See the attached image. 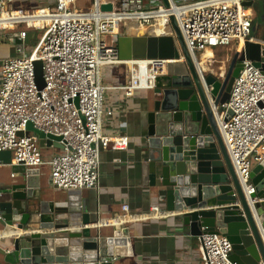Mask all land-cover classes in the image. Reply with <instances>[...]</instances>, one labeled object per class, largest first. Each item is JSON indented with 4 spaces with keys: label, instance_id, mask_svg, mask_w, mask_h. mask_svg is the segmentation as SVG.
Listing matches in <instances>:
<instances>
[{
    "label": "built area",
    "instance_id": "1",
    "mask_svg": "<svg viewBox=\"0 0 264 264\" xmlns=\"http://www.w3.org/2000/svg\"><path fill=\"white\" fill-rule=\"evenodd\" d=\"M17 1L0 0V30L18 35L11 39L17 55L1 67L0 153L11 152V168L40 171L47 167L49 185L55 190L99 191L102 152L125 150L129 143L128 136L104 133L105 116L116 112L105 104L109 87L104 69L128 67V82L118 88L130 98L137 90H154L156 78L166 76L169 64L178 62L121 60L120 30L135 24L165 35L163 29H170L174 18L204 80L209 70H204L201 54L253 40L257 14L254 5L246 3L258 0H167L168 5L163 0H92L87 9L79 8L80 0H55L33 11L14 8ZM108 4L112 10L103 11ZM30 33L34 38L26 45ZM36 61L43 64L42 89L36 81ZM139 61L147 63L145 68ZM209 99L240 185L254 207L256 188L251 176L264 161V72L246 59L229 101L216 106ZM35 130L44 135L45 147ZM48 135L61 137L60 147L55 141L48 145ZM15 175L11 173L12 178ZM122 211L126 216L129 205L124 204ZM103 225L99 220L93 227ZM198 241L202 264H237L231 260L233 246L222 234L202 233Z\"/></svg>",
    "mask_w": 264,
    "mask_h": 264
},
{
    "label": "water",
    "instance_id": "2",
    "mask_svg": "<svg viewBox=\"0 0 264 264\" xmlns=\"http://www.w3.org/2000/svg\"><path fill=\"white\" fill-rule=\"evenodd\" d=\"M102 10L111 11L112 5H104ZM167 29L165 35L124 33L118 41L123 61H178L169 64L166 76L155 80L154 100L142 135L144 184L156 189L167 212L181 213L182 224L192 236L222 234L233 246V262L264 264V161L252 172L256 203L251 207L209 99L216 106L229 101L246 59L264 72V39L254 40L253 29V40L236 52L226 71L219 75L205 72L203 80L174 18ZM33 38L30 33L25 44ZM17 43L22 47L20 40ZM35 73L39 88H44L41 61L35 62ZM28 129L33 128L29 125ZM35 133L45 147L44 135ZM47 138L48 145L55 141L60 147L57 142L61 137ZM11 158L10 151L1 152L0 164L10 165ZM11 170L24 179L0 190V225L7 232H43L11 237L9 248L0 247V264H117L133 254L125 225H115L110 236L100 231L93 234L89 200L80 191H64V198L48 196L41 190L38 170L24 166H12ZM77 227L81 229L52 232Z\"/></svg>",
    "mask_w": 264,
    "mask_h": 264
},
{
    "label": "crops",
    "instance_id": "3",
    "mask_svg": "<svg viewBox=\"0 0 264 264\" xmlns=\"http://www.w3.org/2000/svg\"><path fill=\"white\" fill-rule=\"evenodd\" d=\"M54 1L46 0L45 2L48 5H53L51 3ZM259 8L260 14L263 15L264 6L260 4ZM256 14L257 18L254 22L259 18L257 11ZM128 29L133 28L129 27ZM135 30L144 34L156 32L154 28L140 26H137ZM141 33H137V35ZM11 35V32L0 30V84L2 81L1 67L6 56L3 53V47L11 45L12 49L16 46L11 40ZM263 39L254 37V40ZM242 46L241 42L240 46L234 44L229 47L213 48L201 54L205 70H209L208 73L214 75L224 73L236 52L242 51ZM104 76L105 83L109 87L105 93V104L116 110L113 115L105 116L104 133L128 136L129 143L125 150L110 148L102 152L99 191H80L81 195L89 200L94 223L99 220L104 223L100 228L92 227L93 234L100 231L102 235L110 236L114 226L120 224L129 228L133 254L123 258L117 264H202L198 250V237L192 236L183 226L181 213L167 212L165 203L161 202L157 196L156 189L146 186L143 181L142 146L144 138L142 135L147 113L152 108L154 90H137L132 97L127 98L124 90L118 88L128 82L129 69L126 65L108 67ZM11 169L9 165L0 164V189L2 190L8 189L12 184L21 183L24 179L22 176L12 178ZM38 176L41 190L46 195L56 198L66 197L64 191L50 187L47 167L38 171ZM124 204H128L130 207L126 216L122 211ZM154 207H158L159 212L152 214L151 210ZM84 228L86 227L84 226ZM80 229L81 227L67 228L52 232L61 233ZM39 231L7 232L0 225V247L9 248L11 237L21 234H37L40 233Z\"/></svg>",
    "mask_w": 264,
    "mask_h": 264
},
{
    "label": "rangeland",
    "instance_id": "4",
    "mask_svg": "<svg viewBox=\"0 0 264 264\" xmlns=\"http://www.w3.org/2000/svg\"><path fill=\"white\" fill-rule=\"evenodd\" d=\"M45 1L46 0H20L14 4V8L33 11L37 7H44V6L48 5ZM91 2H92V0H80L78 6H79V8L87 9L90 7ZM51 4H54V3H51ZM259 4H262L264 6V0L263 1L258 0L257 2H255V5H254L255 10L258 12L259 18L254 22L253 36H255L256 38H264V14L263 15L260 14V10H259L260 8H258ZM129 27H131L133 29H137V26L135 24L132 26H129ZM124 33H128V31L123 28L120 30V34H124ZM141 34H144V33H141ZM129 35H132V34H129ZM134 35H137V34H134ZM16 48L17 47L14 46L11 49V45H5L3 47V53H4V55L6 54L3 62L8 58L14 57L17 55ZM26 49L28 52L31 50V48L29 46H27ZM106 69L107 68L104 69L103 73H105Z\"/></svg>",
    "mask_w": 264,
    "mask_h": 264
},
{
    "label": "bare ground",
    "instance_id": "5",
    "mask_svg": "<svg viewBox=\"0 0 264 264\" xmlns=\"http://www.w3.org/2000/svg\"><path fill=\"white\" fill-rule=\"evenodd\" d=\"M132 25H134V24H131L130 26H132ZM168 28V27H167ZM165 29L166 28H164L163 30H164V33L166 34L167 32H168V29H167V31H165ZM142 30V29H141ZM128 31V33L129 34H132V35H134V34H137V33H141V32H139V31H136L135 29H128L127 30ZM117 32V31H116ZM155 34H159V32L157 31V32H155ZM243 43V42H242ZM244 44V43H243ZM138 64H140V65H143V67L145 68V66H146V62L145 61H139L138 62ZM204 70H205V68H204Z\"/></svg>",
    "mask_w": 264,
    "mask_h": 264
}]
</instances>
